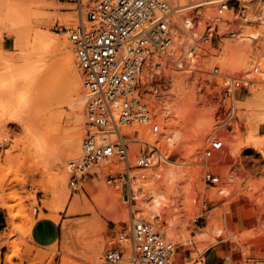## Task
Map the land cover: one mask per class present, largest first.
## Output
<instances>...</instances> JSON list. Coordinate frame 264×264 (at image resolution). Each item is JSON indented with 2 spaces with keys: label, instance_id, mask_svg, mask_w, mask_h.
I'll list each match as a JSON object with an SVG mask.
<instances>
[{
  "label": "rangeland",
  "instance_id": "obj_1",
  "mask_svg": "<svg viewBox=\"0 0 264 264\" xmlns=\"http://www.w3.org/2000/svg\"><path fill=\"white\" fill-rule=\"evenodd\" d=\"M50 1L59 6L60 11H72L77 17L75 23L78 22L79 18L74 11L73 3L68 0ZM256 2L264 7V0H256ZM232 19L234 16H231L229 21ZM198 25L199 27L196 26L188 35H183L181 29L178 30L181 35L177 46L171 47L161 56L152 55L150 60V62H163L161 69H154L153 76V80L161 86V92L158 95L146 96L149 104L152 100L156 101L155 107L151 106V108L156 112L161 124L160 133L155 136L160 138L159 150L168 159L176 160L177 166L186 169V178L180 182V188L183 189V185L190 182L189 179L194 180L193 186H196L194 188L203 187L199 194H195V197H198L195 210L178 226L182 227L179 228L180 231L187 234L186 239L176 243L173 239L166 238L172 240L176 244V252L181 253L179 264H204V255L213 247L221 248V253L228 258L224 259L226 260L224 264H264V105L258 103L252 107L247 105L248 99L257 90L264 89V82H258L249 90L241 88L236 92L238 97L236 119L240 138L235 146L232 140L234 122L228 128H217L219 117L228 100L224 85L226 77L240 73L249 76L253 68L258 66L260 71L255 78L258 80L264 78V13L261 10L254 15L251 7L249 22L234 19L230 25L234 30L233 36L227 34L228 24L224 27L219 25L221 31L215 34L211 42L199 45L198 56L194 61L188 50L193 42L191 35L199 39L206 24L201 20ZM62 29L63 26L59 24L52 28L56 33H62ZM11 43L9 34L0 31V48L9 50ZM231 43L249 48L251 50L249 57L244 58L237 48L227 50L226 45ZM193 65L195 67H192ZM215 67H219V70L215 71ZM79 74L83 89L79 99H75L71 94V78L67 75L61 85L49 95L37 116L30 110L26 111V114L23 112L25 117L21 113L17 119L0 122V131L4 127V132L0 135L2 223L0 264H63L64 258H67L70 264H102L106 251L117 247L115 227L119 229L129 222L130 218L125 222L108 219L107 228L102 232L98 242H103V245L108 244L109 247H104L100 251L94 248L90 255H86V251L76 256L72 254L70 249L74 246V242L63 232L61 243L57 236L52 237L47 244H42L36 237V230L42 221L58 223L60 228V222L63 225L70 219L65 207H60L58 203L62 199L64 189L70 186L71 175L67 184L56 185L54 182L57 172L38 169L32 157L37 149V146H33L37 143L35 141L39 142V136L41 137V134L48 130H52L60 144L64 146L70 135L79 129L81 144L85 133L87 96L83 86V74L81 71ZM178 79L186 81L184 92H179L177 89ZM141 80L145 83L142 78ZM156 105H162L163 112L166 111V122L161 120V113ZM79 116L82 117L77 121ZM35 119L39 122L33 133L35 136L32 135L33 140L26 127L34 123ZM161 137L166 138L165 144L161 143ZM216 137L224 141L225 148L217 156L220 159L219 164L212 167L214 172L220 174L221 180L212 184L203 177L205 170L203 149L212 138ZM30 138L32 142L28 143ZM29 144L34 149L29 148ZM143 146L144 144L140 142L139 150L134 155L129 153L131 174L137 177V184L134 187L138 186L141 195L132 204L125 201L126 187L115 189V186L108 184L106 174L109 171L100 168L94 172L91 170L80 178L73 192L82 193L85 188L91 197L100 191L101 184L104 183L111 192V198L102 202L103 207L98 206L99 213H103V209L105 211L115 209L128 214L132 211L130 215L151 221L160 228L163 220L152 209L156 205L153 189L143 184L146 180L153 179L149 176L150 169H158L161 165L168 166L169 162L168 159L158 158L147 169L135 168V160ZM80 151L81 146L75 154L78 155ZM123 168L124 164L121 169L111 172ZM142 174H145V178L141 177ZM194 176L196 179L192 178ZM118 191L121 192V198L118 197L120 200L113 196V193ZM116 201L118 205L121 202L123 209ZM2 203L11 208L13 219L9 217L8 207L2 206ZM35 208L39 209L37 213L34 211ZM239 211H243L246 215H237ZM52 214H54L53 218ZM91 215L92 213L85 216Z\"/></svg>",
  "mask_w": 264,
  "mask_h": 264
},
{
  "label": "built area",
  "instance_id": "obj_2",
  "mask_svg": "<svg viewBox=\"0 0 264 264\" xmlns=\"http://www.w3.org/2000/svg\"><path fill=\"white\" fill-rule=\"evenodd\" d=\"M75 5L79 20L63 26L72 44L86 90L85 133L80 153L69 160L72 174L69 185L76 189L80 178L97 165L122 162L120 171L106 174L108 184L115 189L126 187L125 201L131 203L137 177L131 174L129 145L131 140L144 144L135 160V168L147 169L158 158L167 160L154 141L161 124L148 103L147 94L158 95L161 86L152 80L149 88L140 73L150 56L165 54L174 41L175 31L194 29L200 20L206 24L199 39L192 37L189 54L195 60L201 43L211 42L219 33V21L230 14L234 19L250 21L251 2L255 0H68ZM227 25V34L233 36ZM219 67H215L218 71ZM259 67L245 73L227 76L224 80L228 100L219 117L217 128L232 126L237 118L241 88L251 89L258 80ZM170 80V79H169ZM141 125L134 139L126 126ZM140 137H143L142 139ZM144 140V141H142ZM157 141V140H155ZM225 148L220 137L212 138L203 149L204 179L216 184L220 174L211 163ZM145 178V174L141 175ZM41 203H39V206ZM35 213L39 211L34 209ZM117 247L108 249L102 264H168L176 254V244L167 239L156 225L144 218L131 215L126 226L116 229Z\"/></svg>",
  "mask_w": 264,
  "mask_h": 264
},
{
  "label": "bare ground",
  "instance_id": "obj_3",
  "mask_svg": "<svg viewBox=\"0 0 264 264\" xmlns=\"http://www.w3.org/2000/svg\"><path fill=\"white\" fill-rule=\"evenodd\" d=\"M251 7L254 15L261 10L264 13V7L257 3L256 0L251 2L250 8ZM230 17V14H228L220 20V27H224L228 24ZM76 19L77 17L72 11H60V7L50 0H0V31L7 32L12 40L11 49L2 50L0 48L1 123L5 120L17 119L21 113L30 110L37 116L46 100H48L49 95L61 85V82L64 78L66 79L67 75H70L71 78V94L75 99L80 98L83 92L79 74L81 69L77 61L75 50L64 31H62V33H56V31L54 32L52 30L53 26L56 24L69 26L75 23ZM198 27L199 25H197V28ZM191 30L192 29H181L180 32L183 35H188ZM178 32L179 31H175L174 41L168 50H170L171 47L177 46V41L180 39L179 36L181 35ZM234 48H237V50L244 55V58L249 57L251 52L249 48L240 47L232 43L226 45L227 50H233ZM151 58L152 56H150L140 73V78L145 82L146 88H149L153 80V76L155 75L154 69H161L163 66V62H150ZM192 62L193 61H191V63ZM196 64L197 63H195V65ZM148 65H150V67ZM195 65L192 67H195ZM146 66H148V68ZM185 83V79L177 80L176 86L179 92H184ZM256 103H258V105H264V89L257 90L254 95L248 99L247 105L252 107L255 106ZM155 104V100L150 101V106L155 107ZM185 105L186 102L184 106ZM156 108H158L161 113V120L166 122V111L165 113L163 112L162 105H156ZM25 114L23 117L26 116ZM81 117L82 116H79L77 121H79ZM38 122L39 121L35 119L34 123L26 127L31 137L35 136L33 133L38 126ZM124 130L130 133L131 139H134L135 130L143 131V126H126ZM239 130L238 121L236 119L234 120L232 131L234 146L240 138ZM3 132L4 127H2L0 131V135H2ZM80 137L81 132L77 129L70 135L68 142L62 146L58 137L52 130H48L41 134V137L39 136V142L35 141L37 143L33 145L34 147L37 146L35 152L33 151L34 155L32 157L33 163H36L34 165H37L38 169L41 168L45 172L56 171L58 174L54 182L56 185L67 184L70 175H72L68 171V160L77 156L75 152L80 149ZM140 138L142 139L143 137ZM162 138L163 137H161V143L165 144L166 138ZM144 140L154 141L157 144L160 142V138H153L149 135H147ZM27 142L31 143V138ZM202 145L203 142L200 148ZM33 146L30 145L29 148L34 149ZM129 147L130 155H134L140 148V142L131 140ZM214 158L211 163L215 165L219 164L220 159L217 156ZM168 162V166L161 165L158 169H150L149 176L153 179L150 181L146 180L144 182L145 184H142L153 189L156 205L153 206V208L151 205V208L163 220L162 224H160V228L158 225L154 224L165 237L171 238L178 243L187 237L184 231L179 230V228L182 229V227L178 226L188 214H191L192 211L195 210L198 198L195 197V194H199V191H201L203 187L199 189L194 188L196 187L193 186L194 180L192 181V179H189L190 182L185 186L183 185V189L180 188V182L186 178L187 171L185 168L177 166V161L173 160V158L168 159ZM122 166V162L115 161L106 165L102 164L94 167L92 172L97 168L111 172L121 169ZM192 178L196 179V176ZM137 187L138 186L133 187L134 192L132 196L134 197H132L131 204L141 197ZM100 188V191L90 197L85 188L82 193H74V188L69 186L64 189L62 199L58 203L60 207H65L67 216L70 217V219L63 223L62 232L69 240L74 242V246L70 249V252L75 254V256L85 252L86 249H94L102 232L107 228L108 219L125 222L130 218L129 215L132 213V211L131 213L129 212V214L123 213L115 209L112 211H105V209H103V213H99L98 206L100 208L103 207L102 202L111 198V192L108 186L102 183ZM120 195V191L113 193V196L117 198L120 197ZM213 196H216L215 192ZM120 203L119 205L122 207ZM2 206L8 207L9 217L13 219L14 214L11 208L5 203H2ZM91 213L92 215L87 216L88 219H86L85 215ZM74 224H79V226L73 229L72 225ZM103 244V242L100 243V250L104 248ZM180 259L181 253L176 252L168 264H179ZM63 264H70V261L64 258Z\"/></svg>",
  "mask_w": 264,
  "mask_h": 264
},
{
  "label": "crops",
  "instance_id": "obj_4",
  "mask_svg": "<svg viewBox=\"0 0 264 264\" xmlns=\"http://www.w3.org/2000/svg\"><path fill=\"white\" fill-rule=\"evenodd\" d=\"M53 206V204H52ZM51 206V209H53ZM55 214V213H54ZM54 214H52V218L54 217ZM237 215L239 216H243L246 215V213H244L243 211H239L237 213ZM86 219H88V217H86ZM87 221V220H86ZM1 219H0V225H1ZM76 226H79L74 224L72 225V228H76ZM56 233V235H55ZM55 236L58 237L60 243H61V239H62V224L60 222V228L58 223H54L52 221L49 220H44L42 221V223L39 225V228L36 230V237L37 239L42 243V244H47L50 239L52 237L55 238ZM95 250L96 251H100V243L98 242L96 245ZM104 247H109L108 244H105ZM92 249L88 250L86 249V255H90L92 254ZM226 258V260L228 259L225 255H223L221 253V248H217V247H213L210 248L206 254L204 255V264H224L226 263V260L224 261V259Z\"/></svg>",
  "mask_w": 264,
  "mask_h": 264
}]
</instances>
